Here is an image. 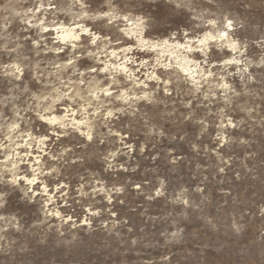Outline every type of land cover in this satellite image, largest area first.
<instances>
[{
    "label": "rangeland",
    "instance_id": "374dc122",
    "mask_svg": "<svg viewBox=\"0 0 264 264\" xmlns=\"http://www.w3.org/2000/svg\"><path fill=\"white\" fill-rule=\"evenodd\" d=\"M0 264H264V0H0Z\"/></svg>",
    "mask_w": 264,
    "mask_h": 264
},
{
    "label": "bare ground",
    "instance_id": "6f19581e",
    "mask_svg": "<svg viewBox=\"0 0 264 264\" xmlns=\"http://www.w3.org/2000/svg\"><path fill=\"white\" fill-rule=\"evenodd\" d=\"M87 30L88 29L85 28L82 31L83 32H87ZM48 32H50V31H48ZM226 32L227 31H224L223 33H226ZM60 34H61L60 37H61V39L63 41H66L67 42V40H70V41H72V42H74L76 44H82L83 43V40H84L83 37L85 36V34H82V35L78 34L76 32V28L75 27H63L62 28V31L60 32ZM214 39L215 38L212 35H208V36H204L202 39H199L198 40V43L201 46L206 47L209 44H211L212 43V40H214ZM217 39L219 41H222V42L225 41V43L230 44V47H232L233 50L236 49L234 47V44H233L234 41L232 42L229 34L225 35L224 37L223 36H218ZM140 41L141 42H144L143 39H140ZM169 43L170 42H167L166 44H163L162 43L161 45H158V44L155 43V44H152V47H153V50L156 51V50H158V48L160 46H163L162 51L165 49L166 52H169V57L173 58V60L175 61V65L177 66V69L181 70L183 73H186L187 75H189L192 78L196 79V77H197L196 74L198 72L196 70V67L195 68H192L191 60L187 56H182L181 55L182 54V50L181 49H184V50H187L188 49L186 52L190 53V52H192V49H193L192 46L184 47L182 44H179V43H177L175 45L169 44ZM171 58H170V60H171ZM122 69L124 70L123 72H125V71L127 73L130 72V77H132V75L135 77L134 71L131 68L130 69L128 68L127 63H123L122 64ZM156 78L157 79H160L158 76ZM141 83H142L141 81H137L136 79L133 82L134 85L139 86V87H141V85H142ZM106 96L108 97V96H112V95L108 92V94H106ZM125 97L122 96L120 99H117V100L120 101V102H123V103L124 102H127L128 101V98H125ZM116 98H119V97H116ZM71 111L74 112V110H71ZM73 115H71V116H73ZM66 117H68V116H65L64 118L63 117L62 118L61 117L59 118V117L54 116L52 119H49V121L51 122V124H56V125L57 124H61V125H63V121L65 120ZM72 121L76 122V119L74 118V119H72ZM78 125L79 126L82 125L81 122H78ZM25 179H26L27 182H30V184H33L34 183V180H35V179H28V178H25Z\"/></svg>",
    "mask_w": 264,
    "mask_h": 264
}]
</instances>
